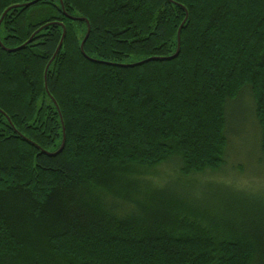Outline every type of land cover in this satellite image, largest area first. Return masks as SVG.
<instances>
[{"label":"trees","instance_id":"trees-1","mask_svg":"<svg viewBox=\"0 0 264 264\" xmlns=\"http://www.w3.org/2000/svg\"><path fill=\"white\" fill-rule=\"evenodd\" d=\"M33 1L0 0V264H264V200L128 178L250 174L239 117L264 160V0Z\"/></svg>","mask_w":264,"mask_h":264},{"label":"rangeland","instance_id":"rangeland-1","mask_svg":"<svg viewBox=\"0 0 264 264\" xmlns=\"http://www.w3.org/2000/svg\"><path fill=\"white\" fill-rule=\"evenodd\" d=\"M237 120L238 123L236 125V129L238 127H240L241 129L238 130V139L235 140V143H232L231 149H233L232 153H235L237 156L243 158L247 156V160H250L253 163H251V165H254L255 167H252V169L249 171L250 174L248 173L246 175H240L236 172L232 175L227 176L226 178H219L217 176L208 175L209 171H206L204 173L194 175L190 174V176L185 177V175H182L179 171V164L173 165V163L167 164L165 162H160L155 164H132L128 171V178L149 181L154 186H163L167 183L176 182L178 184L177 188L188 191L189 193H191V196H193L197 200L203 198L204 194H210L209 192H212L213 189L221 193L225 192V194L228 195V198L234 200L236 204H240V202L257 200L258 198L264 200V160L256 153L255 145L252 141V131L250 130V128L246 125H242L243 123L241 117H239ZM229 148L230 146L228 147V149ZM233 161L229 159L228 162L230 164L233 163ZM245 163L247 162L245 161ZM231 166L232 165H230L229 168ZM222 170L225 169L222 167L220 171ZM213 173H215V171ZM254 174H258L261 179L260 177H256ZM210 180L213 182L222 180L227 184H233L231 185V188L235 190L239 189L238 191H244L246 194L233 190L230 191L215 184H207V182ZM258 189H260L261 191L257 194H247L248 192H256ZM202 209L207 210V208ZM215 214L211 216H215Z\"/></svg>","mask_w":264,"mask_h":264},{"label":"water","instance_id":"water-1","mask_svg":"<svg viewBox=\"0 0 264 264\" xmlns=\"http://www.w3.org/2000/svg\"><path fill=\"white\" fill-rule=\"evenodd\" d=\"M37 1H39V0H35V1L31 2V3H28L27 5L34 4V3L37 2ZM59 1H60V0H59ZM6 11H7V10H6ZM6 11H5V12H6ZM5 12H4V13L2 14V16H1V18H0V22H1V20H2L3 15L5 14ZM71 19H73V20H83V21L86 22V20H84V19H74V18H71ZM86 24H87V32H86V34H85L84 39L82 40V42H81V44H80V52H81V54H83V49H82V47H83V44H84V42H85V40H86V38H87V36H88V33H89V26H88V23L86 22ZM178 34H179V33H178ZM64 35H65V31L63 30V32H62V36H61V39H60V42L58 43V45H57V47H56V50H55V52H54L53 57H54V56L56 55V53L59 51V49H60V47H61V44H62V39L64 38ZM178 40H179V38H178ZM0 47H2V49H4L5 51H8V52H13V51H16V50L19 49V48H15V49H6V48H4V47L1 45V43H0ZM178 52H179V49L177 48V50H176V52H175V54H174L173 56H171V57H167V58H164V59H165V60L172 59V58L176 57V55L178 54ZM149 60H151V59L144 60V61H140V62H138V63H134V64H131V65H126V66H128V67H134V66L140 65V64H142V63H145V62H147V61H149ZM46 69H47V67L45 68V71H44V86H45V73H46ZM62 132H63V140H62V144H61L60 148H59L56 152H54V153L44 152L45 155H47V156H56L57 154H59V153L62 151V149H63V144H64V129H63V128H62Z\"/></svg>","mask_w":264,"mask_h":264},{"label":"bare ground","instance_id":"bare-ground-1","mask_svg":"<svg viewBox=\"0 0 264 264\" xmlns=\"http://www.w3.org/2000/svg\"><path fill=\"white\" fill-rule=\"evenodd\" d=\"M151 59V58H150Z\"/></svg>","mask_w":264,"mask_h":264}]
</instances>
